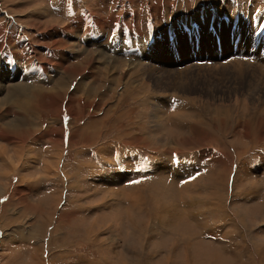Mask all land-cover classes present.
I'll list each match as a JSON object with an SVG mask.
<instances>
[{
  "label": "rangeland",
  "instance_id": "374dc122",
  "mask_svg": "<svg viewBox=\"0 0 264 264\" xmlns=\"http://www.w3.org/2000/svg\"><path fill=\"white\" fill-rule=\"evenodd\" d=\"M53 2L0 0V264H219L198 239L246 251L243 220L264 216V0ZM92 220L94 244L76 243Z\"/></svg>",
  "mask_w": 264,
  "mask_h": 264
},
{
  "label": "crops",
  "instance_id": "0c3cea01",
  "mask_svg": "<svg viewBox=\"0 0 264 264\" xmlns=\"http://www.w3.org/2000/svg\"><path fill=\"white\" fill-rule=\"evenodd\" d=\"M226 21L228 22L229 19H226ZM233 24H236V23L234 21L232 22V26L230 28V32H232V31H234V29H236V25H233ZM180 27H182L183 33H185L184 29L188 28L186 26H180ZM214 27L215 26L208 27V31L213 33L214 38H215L216 51L219 52V50H220V38H219V35L216 32H214ZM189 33H191V32H189ZM235 38L232 37V35H231L230 45H232V47L234 49L236 48V46H235V44H236L235 43ZM195 40L197 41L196 38H195ZM195 44L197 46L198 43L195 42ZM195 44H194V47L196 49ZM195 51L197 52V49ZM220 57H218V58H220ZM254 152H255L254 154H256L257 157L253 156V157H251V159H253V163H256V161H259V159H260V157H259L260 153L258 154V152H260V150H254ZM254 173H256V172H254ZM258 174H259V172H258ZM256 180H258V179L256 178ZM260 182L261 181H256L253 189H248V191H246L245 193H242V195H241L243 197V199L246 200V205L248 207H250L253 204L258 203L257 199H258V197L260 195L259 192H260V190H262V188L259 187ZM184 184H185V182H183V183L180 182L179 183V185H180L179 187L183 186ZM263 198H264V195H263ZM258 204L264 206V199H263L262 203H258ZM262 209H263V213L262 214L264 215V207H262ZM239 210H241V212H242L241 208ZM246 212L248 213V210H246ZM261 212H262V210H261ZM261 212H259L258 214H255V215L253 214L252 220H253L254 224H256V222H258L259 219L261 218V214H260ZM249 216L250 215L247 214L246 219L243 221L245 223H243V224H244L245 228H247V232H248V230L251 231L250 234L246 238L245 237H243V238L240 237L239 239H237L238 242L246 243V251L240 252L241 254L239 256L230 254V253H228L225 250L223 251L219 246H217V244H215L214 246L207 245L204 241L199 240V239L195 240V242L197 244H201L204 247L206 246V248H210V249L215 250V256L217 257V260H218L219 264H237L238 263L237 260L238 259L240 260V259H243V258H246L248 261L251 260V264H255V262H254L255 259H258L257 261H261V259L264 258V255H263L264 253L261 254V255L260 254H258L256 256L254 255L255 254L254 253V249H255V252H256V247H255L256 245H257L258 249L261 246H264V244H263L264 243V230H263L262 234H259V232L255 233L254 227H253L254 224L250 225L251 221L249 219ZM30 218H31V216H30ZM262 219H264V216L261 218V220ZM180 221H182V223L186 224L187 226H191L190 225L191 223L188 220L180 219ZM203 221H206V219H204ZM85 222L82 223V226H80V225L75 226V229H77V230L74 231L72 234L70 233L71 238H73L76 241V243L78 242V243H82V244H88V243L94 244V233H95V228H96V227H94L95 221H93V220L90 221V222L87 221L86 225L83 226V224ZM261 223L263 224V229H264V223L263 222H261ZM25 229H26V231H25V233H23V239H24L23 242L30 245L32 238L30 237L29 234H31V232H30L31 229L29 227H26ZM137 233L139 234V232H136V234ZM219 239L223 240V238L219 237V234H217V237H216L215 241L217 242ZM86 248H88V247H86ZM89 248H91V250H93V247H89ZM89 260H91V259H89ZM82 262H86L87 264H89L87 260L86 261H82ZM90 264H94V261L92 263H90Z\"/></svg>",
  "mask_w": 264,
  "mask_h": 264
},
{
  "label": "bare ground",
  "instance_id": "6f19581e",
  "mask_svg": "<svg viewBox=\"0 0 264 264\" xmlns=\"http://www.w3.org/2000/svg\"><path fill=\"white\" fill-rule=\"evenodd\" d=\"M61 1H62V0H54V2H53V7H54V9L58 10L59 8H61V3H60ZM71 2H72V0H68V5L71 4ZM83 4H85L84 1H83ZM85 7L87 8L88 6H85ZM42 8H43V7H42ZM63 9H64V8H63ZM68 9H69V10H68V13H70V14L73 13V12H72L73 10L71 9L70 5L68 6ZM83 9H84V8H83ZM35 11H36V13L39 14V15H42L41 13L44 14V13L46 12V11L40 10V8H35ZM57 12H59V11H57ZM61 12H63V11H61ZM83 12H84V11H83ZM89 12H90V10L87 11V12H84V13H83V16H82L80 19L83 20L84 22L87 21L89 18L94 19V22H96V24H97V27L95 28V30H96V32H97V31L100 30V28H101V27L99 26L98 19H96V18H94L92 15H90ZM44 15H45V14H44ZM94 16H95V14H94ZM88 17H89V18H88ZM96 17H97V16H96ZM80 19L78 18V21H80ZM86 19H87V20H86ZM91 22H92V20H91ZM91 22H90V23H91ZM116 22H117V21H116ZM86 25H87V31H86L87 35H88L89 31H90V32L95 31V30L91 29V26H89L88 23H87ZM90 25H91V24H90ZM114 25H115V24H114ZM101 29H102V28H101ZM100 31H101V30H100ZM91 34H92V33H91ZM90 39H91V38H90ZM141 66H142V65H141ZM247 67H248V66H247ZM245 69H247V68L245 67ZM248 69H249V68H248ZM243 70H244V67H243ZM243 70H242V68H241L239 71H237V74H238V75H242ZM251 71H252V70H251ZM246 72H247V71H246ZM254 72H255V71H254ZM263 72H264V71H263ZM255 74H256V72H255ZM263 75H264V74H263ZM250 76H251V75H250ZM261 76H262V75H259V77H261ZM254 77H255V76H254ZM255 78H256V77H255ZM262 78H263V77H262ZM208 79H209V78H208ZM259 79H260V78H259ZM61 81H62V80H58L57 82H61ZM262 81H263V80H262ZM262 81H261V84H262ZM57 82H56V83H57ZM247 82H249V81H247ZM257 82H258V81H257ZM250 83H252V82H250ZM259 83H260V82H259ZM64 84H65V83H64ZM245 84H246V83H245ZM254 84H255V83H254ZM246 85H247V84H246ZM259 85H260V84H258V85H254V86H255L256 88H258ZM249 86H250V85H249ZM249 86H248V87H249ZM251 86H252V85H251ZM251 86H250V87H251ZM261 86H262V85H261ZM58 87H59V86H56V89H59ZM19 89L21 90V88H19ZM259 90H261V89H259ZM125 91H126V90H125ZM261 91H262V90H261ZM250 92H252V90H251ZM256 92L258 93V91H256ZM25 93H26L25 91H22V94H23V95H24ZM247 94H248V93H247ZM253 94H254V92H253ZM120 95H121V94H120ZM123 95H124V94H123ZM24 96H25V101L28 103V100H29V98H30L29 94H25ZM246 96H247V95H246ZM252 96H253V95H252ZM122 97H123V96H122ZM256 98H257V97H256ZM22 101H23V100H22ZM20 105H21V104H20ZM22 106H23V105H22ZM117 106H118V105H117ZM23 108H24V107H23ZM177 109H178V108H177ZM184 111H185V110H184ZM152 112H153V111H152ZM193 112H194V111H193ZM157 113H158V112H157ZM171 114H172V113H171ZM155 115H156V114H155ZM177 115H178V114H177ZM185 115H186V114H185ZM173 116H174V115H173ZM173 118H174V117H173ZM178 118H180V117H178ZM183 118H184V117H183ZM159 122H160V121H159ZM185 122H186V121H185ZM204 122H205V121H204ZM139 143H140V142H139ZM140 144H141V143H140ZM146 144H147V142H146ZM146 144H144V145H146ZM142 145H143V144H142ZM148 145H149V144H148ZM148 145H146V147H147L146 149H147L148 151H153V152L155 153L156 156H157L156 152H163V151H161V150H159V149L154 150V147H153V146H150V145L148 146ZM143 147H145V146H143ZM152 147H153V148H152ZM164 149H165V148H164ZM182 153H183V152H182ZM164 154H165V153H164ZM164 156H165V155H164ZM158 157H161V156H158ZM151 161H152V160H151ZM57 162H58V161H57ZM152 163H153V162H152ZM153 165H154V163H153ZM147 167H148V166H147ZM152 168H154V167H152ZM159 171H160V170H159ZM79 173H80V172H79ZM151 173H152V172H151ZM157 173H158V172H157ZM161 174H162V173H161ZM151 175H152V174H151ZM150 182H151V181H150ZM148 184H149V183H148ZM148 184H147V185H148ZM152 185H154V183H152ZM152 185H149V186H152ZM143 187H144V186H143ZM148 190H149V189H148ZM226 191H227V190H226ZM227 193H228V192H227ZM142 194H144V193H142ZM130 196H131V195H130ZM140 196H142V195H140ZM143 196H144V195H143ZM138 198H139V197H138ZM138 198L135 197L134 200H132V201H133V202H132V205H133V206H136V207L139 208V206H138V203H139ZM145 198H146V197H145ZM152 199H154V198H152ZM130 200H131V199H130ZM156 200H157V199H156ZM145 201H147V199H146ZM151 201H152V200H151ZM151 201H150V202L148 201V204L150 203L149 205L152 206V207H151V206H150V207H151L152 209H154V208H155V204L152 203V202H154V201H152V202H151ZM156 203H157V202H156ZM144 204H145V203H144ZM144 206H145V205H144ZM148 208H149V207H148ZM139 209H140V208H139ZM138 212H139V211H138ZM149 212H151V209H148V213H149ZM168 212H169V211H168ZM183 213H184V212H183ZM140 214H141V213H140ZM166 214L169 215V213H166ZM154 218H155V217H154ZM194 220H195V219H194ZM132 221H133V220H132ZM243 221H244V220H243ZM150 223H151V221H150ZM201 224H202V223H201ZM132 226H133V225H132ZM200 226L204 227L203 225H200ZM244 227H245V226H244ZM204 228H205V227H204ZM131 233H132V232H131ZM137 234H138V233H137ZM135 235H136V234H135ZM138 235H139V234H138ZM136 236H137V235H136ZM144 238H145V237H144ZM182 239H185V240H186V239H188V238H187V236L183 235V238H182ZM174 240H175V241H174ZM174 240H172L171 243H170L171 246H172V247H171L172 250H174L175 247H177V246H175V244H176L177 241H179V240H181V239H178V238L176 239V238H175ZM181 241H182V240H181ZM182 242H183V241H182ZM178 244H179V243H178ZM261 251H262V250H261ZM187 252H188V250L186 249V250L184 251V253H183V254L185 255V257H186V255L188 254ZM155 254H156V253H155ZM155 254H154V255H155ZM184 255L182 256V260H185V259L187 258V257L185 258ZM140 256H141V255H140ZM140 256H139V257H140ZM145 256H146V255H145ZM145 256H144V257H145ZM142 257H143V256H142ZM167 257H168V256H167ZM138 259H139V258H138ZM168 259H169V258H168ZM141 260H142V261H143V260H147V258H146V259H144V258H140L139 262H140ZM238 260H239V259H238ZM238 260H237V261H238ZM142 261H141V263H142ZM165 261H166V260H165ZM262 261H263V260H262ZM167 262H168V261H167ZM187 262H188V261H187ZM260 262H261V261H260ZM141 263H138V264H141ZM184 263H185V262H184ZM142 264H144V263H142ZM167 264H168V263H167ZM188 264H190V263L188 262ZM238 264H239V263H238ZM263 264H264V263H263Z\"/></svg>",
  "mask_w": 264,
  "mask_h": 264
}]
</instances>
